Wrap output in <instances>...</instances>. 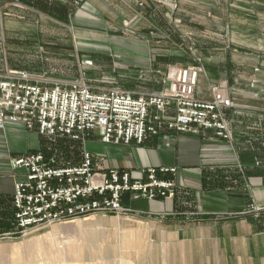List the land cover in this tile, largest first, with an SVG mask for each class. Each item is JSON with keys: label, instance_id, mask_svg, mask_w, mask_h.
I'll use <instances>...</instances> for the list:
<instances>
[{"label": "rangeland", "instance_id": "374dc122", "mask_svg": "<svg viewBox=\"0 0 264 264\" xmlns=\"http://www.w3.org/2000/svg\"><path fill=\"white\" fill-rule=\"evenodd\" d=\"M32 1L37 0H0V72H25L48 88L83 84L95 92L149 96L167 88L172 68L198 67L197 97L211 100L214 88L226 84L234 113L242 112L241 94L264 91L258 77L263 61L254 57L264 50V0H49L67 8V22L37 10ZM239 66L253 72L249 76ZM171 109L164 117L173 116ZM28 132L31 149L24 154L79 164L92 150L86 147L92 135L73 141ZM70 142L82 145L79 156L72 148L65 152ZM132 203L125 201L122 213L95 214L26 235L2 234L0 264H153L155 220L137 218ZM246 213L264 222V208Z\"/></svg>", "mask_w": 264, "mask_h": 264}, {"label": "built area", "instance_id": "2783aa9c", "mask_svg": "<svg viewBox=\"0 0 264 264\" xmlns=\"http://www.w3.org/2000/svg\"><path fill=\"white\" fill-rule=\"evenodd\" d=\"M201 72L198 67L172 68L164 91L139 96L115 89L95 92L83 84L48 88L25 72L6 70L0 72V130L21 123L28 131L73 141L96 134L109 145H143L149 135L163 131L214 133L230 142L227 119L235 102L226 84L214 88L211 100L199 99ZM171 106L174 115L164 117ZM11 164L22 172L13 210L16 230L24 235L95 214L126 212L127 200H174L178 194L176 167L149 168L141 171L143 179H136L126 171L105 169L103 158L87 150L79 164H61L40 152L14 157Z\"/></svg>", "mask_w": 264, "mask_h": 264}, {"label": "crops", "instance_id": "0c3cea01", "mask_svg": "<svg viewBox=\"0 0 264 264\" xmlns=\"http://www.w3.org/2000/svg\"><path fill=\"white\" fill-rule=\"evenodd\" d=\"M259 50L254 57L263 61L258 77L264 88V50ZM237 70L248 71L249 76L253 72L248 66ZM249 86L258 91L257 85ZM241 95L242 112L228 113L230 142L214 133L192 136L169 131L149 135L143 145L104 144L96 134L87 142L89 152L103 158L105 169L126 171L136 179H143L141 171L149 168L178 169L174 200L141 199L131 204L137 218L155 220L153 264H264V222L245 215L253 206L264 208V91L255 97ZM23 127L8 124V129L0 130V214L5 218L13 217L14 188L22 173L11 160L31 149L32 132ZM259 160L263 165L258 166ZM217 172L228 178L224 188L209 186L206 176Z\"/></svg>", "mask_w": 264, "mask_h": 264}, {"label": "trees", "instance_id": "16d2710c", "mask_svg": "<svg viewBox=\"0 0 264 264\" xmlns=\"http://www.w3.org/2000/svg\"><path fill=\"white\" fill-rule=\"evenodd\" d=\"M32 3L39 11L49 14L54 18L59 19L63 22L68 21L69 12L67 8L57 4H52V2H50L49 0H37V1H32ZM70 144L71 146L67 147L65 152L71 153L70 148H72L74 149V154L79 156L82 149L81 148L82 145L78 142H70ZM206 177H208L209 179L210 187L224 188L225 185L228 184V178L224 173H218V172L214 174L209 173L208 176ZM14 226H15L14 214L13 217L11 215L8 218H5L4 214H0V235L14 232L16 230V227Z\"/></svg>", "mask_w": 264, "mask_h": 264}]
</instances>
